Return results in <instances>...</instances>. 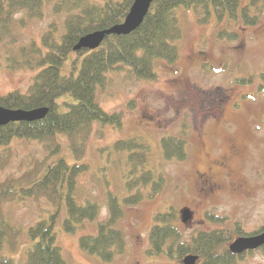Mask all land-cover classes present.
I'll list each match as a JSON object with an SVG mask.
<instances>
[{
  "label": "rangeland",
  "instance_id": "1",
  "mask_svg": "<svg viewBox=\"0 0 264 264\" xmlns=\"http://www.w3.org/2000/svg\"><path fill=\"white\" fill-rule=\"evenodd\" d=\"M58 1L44 0L40 17H27L23 11L16 14L11 35L0 42V93L14 89L27 91L38 70L10 68L6 56L9 52L18 55L20 47L32 41L40 43L51 23L56 24L57 34L63 31L68 13L65 9H54ZM86 1L102 4L106 0ZM20 18L24 19L22 23ZM180 20L183 33L178 41L177 63L171 66L159 62L158 78L154 80L139 79L123 67L109 72L105 85L97 89V98L104 108L122 113V127L95 124L81 157L73 155L66 135L57 136L60 152L48 157L47 163L63 155L68 162L88 165V170L79 176L76 195L79 202L97 200L101 206L99 219L107 214V190L123 204L126 195L125 174L129 163L126 152L113 150L116 139L135 136L148 143V164L164 178L154 197L145 196L138 204L124 205L125 214L117 225L125 234L127 249L112 261H103L79 244L81 234L95 232L96 221H86L77 232L68 233L61 228L63 210L56 231L66 264L182 263L146 254L149 229L160 210H176L177 226L187 240L201 229L234 230L239 223L245 233L254 234L264 225V93L258 91L264 74V12L256 25L231 24L239 33L235 40L217 39L214 17L203 24L196 12L189 9L180 11ZM69 65L67 61L64 67ZM168 134L186 136V159L163 157L161 138ZM0 153L7 157L6 165L0 167L2 181L34 168L36 162L47 159L49 149L47 141L18 138L0 148ZM219 161L224 165H219ZM208 168L219 184V191L210 195L200 191L197 185V171ZM2 207L11 223L25 229L54 208L44 196L5 202ZM186 207L191 210L192 218L183 222L181 211ZM206 212L224 217V221H209ZM237 236L240 235L233 233V239ZM26 241L24 233L21 244ZM256 249L236 264H264V254ZM5 252L24 264V246Z\"/></svg>",
  "mask_w": 264,
  "mask_h": 264
},
{
  "label": "trees",
  "instance_id": "2",
  "mask_svg": "<svg viewBox=\"0 0 264 264\" xmlns=\"http://www.w3.org/2000/svg\"><path fill=\"white\" fill-rule=\"evenodd\" d=\"M133 2L106 0L95 4L86 0H60L54 9H65L68 13L63 31L57 34L56 24L51 23L42 34L40 43L32 41L21 46L18 55L9 52L6 56L10 68L27 67L38 71L27 91L14 89L0 93V106L46 107L47 112L40 119L9 121L0 125V148L7 147L13 139H37L47 141L49 153L47 159L36 162L34 168L22 175L7 176L0 181V264H19L5 250L15 251L21 245L25 248L24 264H66L56 231L63 210L61 228L65 232L75 233L86 221H96L95 232L79 236L83 250L96 254L103 261H112L116 255L125 253L127 241L117 225L125 214L124 205L138 204L145 196L154 197L164 183L163 176L148 164L149 144L135 136L118 138L112 143L115 152L127 154L126 195L123 204L118 196L107 190V214L99 219L101 206L97 200L79 202L76 195L79 176L88 170V165L68 162L63 155L47 163L48 157L60 152L57 136L66 135L73 155L81 157L95 124L122 127V113L104 108L97 98V89L105 85L109 72L123 67L139 79L154 80L158 78L159 62L171 66L177 63L180 56L178 41L183 33L181 10H193L203 24L214 17L219 40L237 39L238 30L230 27L231 24L256 25L264 12V0H154L143 21L131 32L108 34L93 49H74L81 36L121 23ZM43 7L44 0H0V42L11 35L16 14L23 11L27 17H40ZM19 20L22 23L24 19ZM67 61L70 65L65 68ZM258 91L264 93V74ZM161 150L167 160L186 159V136L164 135ZM6 163L7 157L0 153V167ZM43 196L53 205V210L46 216L41 214L26 229L11 223L5 216L3 203ZM175 211L174 208L160 210L154 215L148 234V256H164L184 264L182 259L186 255L195 254L199 257L195 264H236L252 252L236 254L226 246L232 241L233 233L250 235L239 223L235 224L234 230L229 227L201 229L192 233L190 239H184L177 226ZM205 217L214 223L224 221V217L212 212H206ZM262 231L264 225L254 234ZM24 233L27 241L21 244ZM256 250L264 254V244Z\"/></svg>",
  "mask_w": 264,
  "mask_h": 264
},
{
  "label": "water",
  "instance_id": "3",
  "mask_svg": "<svg viewBox=\"0 0 264 264\" xmlns=\"http://www.w3.org/2000/svg\"><path fill=\"white\" fill-rule=\"evenodd\" d=\"M153 1L154 0H134L129 12L121 23L114 24L105 29H98L81 36L74 49H93L98 47L108 34H127L131 32L143 21V18L148 12ZM46 112V107L23 109L0 106V125L6 124L9 121H31L40 119L45 116ZM181 218L183 222L189 221L192 218L191 210L187 207L183 208L181 211ZM263 244L264 231L251 235L238 236L230 242L229 248L232 252L240 254L248 250H254ZM198 259V255L188 254L183 258V262L184 264H195Z\"/></svg>",
  "mask_w": 264,
  "mask_h": 264
},
{
  "label": "flooded vegetation",
  "instance_id": "4",
  "mask_svg": "<svg viewBox=\"0 0 264 264\" xmlns=\"http://www.w3.org/2000/svg\"><path fill=\"white\" fill-rule=\"evenodd\" d=\"M224 165V162L219 161V165ZM197 185L200 191L210 195L211 193L215 194L219 191V184L216 178L214 177L210 168L204 171H197Z\"/></svg>",
  "mask_w": 264,
  "mask_h": 264
}]
</instances>
